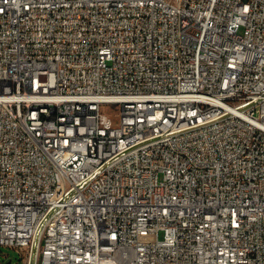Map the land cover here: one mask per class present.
<instances>
[{
    "label": "built area",
    "instance_id": "built-area-1",
    "mask_svg": "<svg viewBox=\"0 0 264 264\" xmlns=\"http://www.w3.org/2000/svg\"><path fill=\"white\" fill-rule=\"evenodd\" d=\"M0 247L264 264V0H0Z\"/></svg>",
    "mask_w": 264,
    "mask_h": 264
},
{
    "label": "rangeland",
    "instance_id": "rangeland-1",
    "mask_svg": "<svg viewBox=\"0 0 264 264\" xmlns=\"http://www.w3.org/2000/svg\"><path fill=\"white\" fill-rule=\"evenodd\" d=\"M115 109L114 105L107 107V110L110 112H113ZM0 264H24V260L17 250L0 247Z\"/></svg>",
    "mask_w": 264,
    "mask_h": 264
},
{
    "label": "bare ground",
    "instance_id": "bare-ground-1",
    "mask_svg": "<svg viewBox=\"0 0 264 264\" xmlns=\"http://www.w3.org/2000/svg\"><path fill=\"white\" fill-rule=\"evenodd\" d=\"M56 135H63V128H56Z\"/></svg>",
    "mask_w": 264,
    "mask_h": 264
}]
</instances>
